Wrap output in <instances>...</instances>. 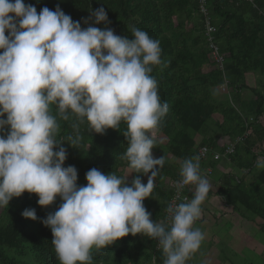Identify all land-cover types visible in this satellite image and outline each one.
I'll return each mask as SVG.
<instances>
[{
    "label": "clouds",
    "instance_id": "clouds-1",
    "mask_svg": "<svg viewBox=\"0 0 264 264\" xmlns=\"http://www.w3.org/2000/svg\"><path fill=\"white\" fill-rule=\"evenodd\" d=\"M89 19L93 25L109 23L103 7ZM131 31L129 39L107 27L82 28L58 5L37 13L24 0H0V208L24 192L36 194L41 207L59 197L58 209L41 222L51 230L60 264H92L93 249L129 234L157 240L164 264H186L204 239L193 227L210 191L199 157L182 163L177 187L193 185L194 195L187 203L169 205L170 226L153 222L144 207L165 163L151 150L169 105L161 102L150 75L151 66L161 64L159 41L143 30ZM70 120L71 147L82 139L81 125L104 134L124 122L128 147L122 158L130 173H151L147 183L137 176L129 186L126 178L92 168L86 185L79 186L77 169L63 166L64 142L56 139L59 121ZM256 167L264 168V157H258ZM21 215L37 219L35 209Z\"/></svg>",
    "mask_w": 264,
    "mask_h": 264
},
{
    "label": "trees",
    "instance_id": "trees-1",
    "mask_svg": "<svg viewBox=\"0 0 264 264\" xmlns=\"http://www.w3.org/2000/svg\"><path fill=\"white\" fill-rule=\"evenodd\" d=\"M206 2L215 27L211 42L226 55L222 69L210 68L209 42L198 0H24L35 6L37 13L43 7L55 10L58 5L73 21H80L82 28L107 27L129 39L132 28H137L158 40L161 64L151 66L150 75L157 81L161 102L169 105L157 130L166 140L168 154L182 166L202 146L222 153L224 146H218V137L225 136L233 143L247 132L235 145L234 153L226 156L235 163L234 170L246 175L258 156L252 149L260 148L264 142V0ZM101 7L109 23L93 25L91 12ZM86 19L88 24L84 23ZM224 79L230 90L217 97L214 92ZM243 91L249 97L245 98ZM59 123L56 139L64 142L61 146L67 152L63 166L77 169L79 186L86 185L85 174L92 168L126 178L131 186L134 177L126 175L129 162L122 158L128 147L124 122L118 130L107 129L104 134L92 133L87 124L81 125L82 139L75 148L67 140L74 135L72 121ZM173 166L165 159L154 178L152 192L143 201L153 222L163 223V212L171 196L169 182L180 175ZM233 169L225 175L226 181L217 194L234 210L242 206L260 218L259 231L264 234V170L256 174L259 186L255 187L245 184ZM186 193L190 194L188 189ZM37 200L36 194L24 192L0 208V264H60L51 230L41 221L54 213L62 201L57 197L51 205L41 207ZM25 209H35L37 219L24 218L21 213ZM137 236L129 234L110 246L93 249L92 264H164L166 256L158 241L147 236L139 241Z\"/></svg>",
    "mask_w": 264,
    "mask_h": 264
},
{
    "label": "rangeland",
    "instance_id": "rangeland-1",
    "mask_svg": "<svg viewBox=\"0 0 264 264\" xmlns=\"http://www.w3.org/2000/svg\"><path fill=\"white\" fill-rule=\"evenodd\" d=\"M209 54L210 50H208V56ZM215 91L217 93H214H216V95L218 94L217 97H220L219 94H221V92L218 89ZM244 97H249V94H246ZM165 142V138L157 134L156 143L151 150L152 155L154 158L163 156L164 159L168 160L170 163L175 162L176 160L168 154ZM252 152L258 155L254 161L252 171L246 175H243L242 171L239 170L236 171L233 169V172H237L236 174H238L240 178L243 177L245 184L258 187L259 183H257L255 176L259 171L262 169L264 170V168H257L256 164L258 157H264V142L260 148H253ZM176 169H179V165ZM130 172H132V170L129 168L126 171V175L134 178L135 176H139L142 183H147L148 174ZM165 182L167 183V181ZM244 189L247 190L248 186ZM223 209H227L228 211L224 216L219 213L222 212L219 208L216 209L217 212H211L210 218L208 219H210L211 222H216V226L222 225L223 234H226L225 232L229 231V228H231L230 233L226 234L225 239H219V235L215 230L213 233L212 230L198 228L203 233L204 239L199 250L192 254L186 264H264V234L259 231V224L262 220L246 211L242 206L236 207L234 212H231V209L227 206L225 207V205ZM212 213H216L213 216L215 220L212 219ZM240 217L243 218V220L245 219V221H241ZM233 218L239 219L241 223L236 222L232 225ZM220 236L223 235L220 234ZM145 237L146 236L142 234H138L137 240L143 241L146 239Z\"/></svg>",
    "mask_w": 264,
    "mask_h": 264
},
{
    "label": "crops",
    "instance_id": "crops-1",
    "mask_svg": "<svg viewBox=\"0 0 264 264\" xmlns=\"http://www.w3.org/2000/svg\"><path fill=\"white\" fill-rule=\"evenodd\" d=\"M214 94L216 95V93ZM242 94L245 96L248 93L243 92ZM216 96H218V94ZM217 142H218V146H224L228 141L225 136H220L218 137ZM172 164L174 165L173 166L174 170H176V172L178 173L181 170V166L179 162L177 163V161H175V162H172ZM178 165H179V169H176ZM199 165H200L201 176L205 177L210 183V191L208 193L206 200L201 205V208H202L201 217L197 221L194 222L193 227L194 228H205L206 230H212L213 233L215 230L216 233H218L219 235V239H225L226 234L230 233L231 228H229V231L225 232L226 234H223L222 225L216 226V222H213V221L211 222L210 219L208 218H210L209 216L211 212L213 211L217 212L216 209H219V208L222 211L219 213L224 216L228 212L227 209H223L224 205L225 207L226 206L229 207L231 209V212L232 211L234 212V209L225 203L222 196L217 194V191L219 190L220 185L226 181L225 175L231 174L232 169L235 167V165L227 157H221L218 160H214L211 154H208L207 158L203 162L199 163ZM188 192L190 193L188 195L189 201H190L194 195V186L189 187ZM215 214L216 213H212V219L214 220H215V217L213 218V216ZM233 219L234 220L232 222V225L235 224L236 222L241 223L240 220L245 221V219L243 220V218L241 217H240V220L236 218H233ZM220 234L223 236H220Z\"/></svg>",
    "mask_w": 264,
    "mask_h": 264
},
{
    "label": "built area",
    "instance_id": "built-area-1",
    "mask_svg": "<svg viewBox=\"0 0 264 264\" xmlns=\"http://www.w3.org/2000/svg\"><path fill=\"white\" fill-rule=\"evenodd\" d=\"M198 11L203 17L204 33L209 42L208 48L210 49V54H209L210 68L222 69L224 58L226 55L219 53L217 46L211 42L212 41L211 33L215 31V27L212 25V19L208 13L206 0H198ZM217 89L221 93H227L230 90L228 81L224 79L223 82L220 85H218ZM247 135H248L247 132H245L242 135V137L235 138L233 143L227 142L224 145V150L222 153L218 152L217 150H211L207 146H202L197 150V153L195 154L194 157H199V163H201L207 158L208 154H211L214 160H218L221 157H226L227 155H231L234 153L235 145L237 143H240L243 140V138L246 137ZM181 179L182 177L179 175L178 178L171 180L169 182V187L171 189V196L168 201V205L163 212L165 216L163 223L167 224L168 226H170L171 223L169 214L167 212V208L169 207V205L175 206L180 203H187L189 201V196L186 193V190L193 185H187L184 186L182 189H178L177 185ZM157 245L159 246V244Z\"/></svg>",
    "mask_w": 264,
    "mask_h": 264
}]
</instances>
